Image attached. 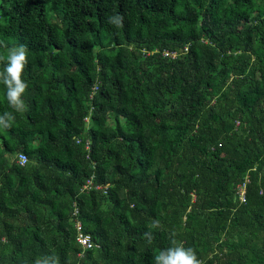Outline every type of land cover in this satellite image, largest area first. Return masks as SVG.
<instances>
[{
    "label": "trees",
    "instance_id": "1",
    "mask_svg": "<svg viewBox=\"0 0 264 264\" xmlns=\"http://www.w3.org/2000/svg\"><path fill=\"white\" fill-rule=\"evenodd\" d=\"M20 44L0 264H154L173 238L202 264H264V0H0V55Z\"/></svg>",
    "mask_w": 264,
    "mask_h": 264
},
{
    "label": "clouds",
    "instance_id": "2",
    "mask_svg": "<svg viewBox=\"0 0 264 264\" xmlns=\"http://www.w3.org/2000/svg\"><path fill=\"white\" fill-rule=\"evenodd\" d=\"M122 15H113L108 18V23L120 27L123 24ZM0 84L4 86V96L9 107L18 113L25 110L23 96L28 89L24 80V71L28 64V48L24 44L6 47L4 55H0ZM15 116L13 112H4L0 115V129H9L13 126ZM150 231L145 233L147 243L153 242L152 229L163 230L159 219H152L149 225ZM154 264H202L194 248L186 247L184 242L173 238L171 246L160 249L154 253ZM35 264H60L59 258L53 254L50 257L37 258Z\"/></svg>",
    "mask_w": 264,
    "mask_h": 264
},
{
    "label": "built area",
    "instance_id": "3",
    "mask_svg": "<svg viewBox=\"0 0 264 264\" xmlns=\"http://www.w3.org/2000/svg\"><path fill=\"white\" fill-rule=\"evenodd\" d=\"M166 56H173L176 57L177 55L175 53H166ZM86 121H89L88 118H86ZM18 162L19 164H21L22 166L26 165L29 162V158L25 153H20L18 155ZM247 183H249V179L247 178L246 181L244 182V184H242L241 186H239L238 189V195L241 199L242 202L246 201V189H247ZM93 182L92 180H89L88 183L85 185L84 190H90L93 187ZM77 228L79 231L82 230V226L81 223L77 222ZM78 242L87 249H91L92 247H94L91 238L89 236H85L84 234H80L78 237Z\"/></svg>",
    "mask_w": 264,
    "mask_h": 264
}]
</instances>
